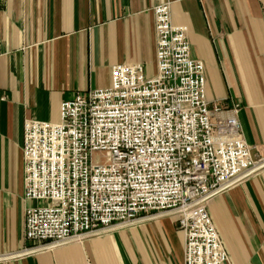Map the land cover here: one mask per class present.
Returning a JSON list of instances; mask_svg holds the SVG:
<instances>
[{
  "label": "crops",
  "instance_id": "crops-1",
  "mask_svg": "<svg viewBox=\"0 0 264 264\" xmlns=\"http://www.w3.org/2000/svg\"><path fill=\"white\" fill-rule=\"evenodd\" d=\"M171 3L192 56L205 64L210 108L241 104L243 138L264 158V0H0V255L35 245L25 236V123L61 121L76 93L105 89L118 64L157 73L154 7ZM208 211L224 264H264V169L217 196ZM178 216L140 219L0 264H185Z\"/></svg>",
  "mask_w": 264,
  "mask_h": 264
},
{
  "label": "built area",
  "instance_id": "built-area-1",
  "mask_svg": "<svg viewBox=\"0 0 264 264\" xmlns=\"http://www.w3.org/2000/svg\"><path fill=\"white\" fill-rule=\"evenodd\" d=\"M157 73L118 64L105 89L78 92L61 121L28 120L23 146L29 256L158 215L178 216L185 264H224L228 254L208 211L217 195L264 169L243 138L241 104L210 108L203 61L171 3L154 7Z\"/></svg>",
  "mask_w": 264,
  "mask_h": 264
}]
</instances>
